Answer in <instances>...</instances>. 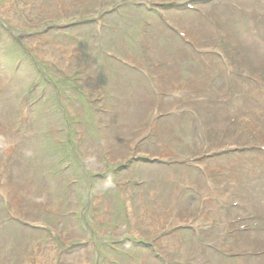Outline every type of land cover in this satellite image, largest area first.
I'll use <instances>...</instances> for the list:
<instances>
[{"label":"rangeland","instance_id":"obj_1","mask_svg":"<svg viewBox=\"0 0 264 264\" xmlns=\"http://www.w3.org/2000/svg\"><path fill=\"white\" fill-rule=\"evenodd\" d=\"M142 1L0 0V264H264V0Z\"/></svg>","mask_w":264,"mask_h":264},{"label":"bare ground","instance_id":"obj_2","mask_svg":"<svg viewBox=\"0 0 264 264\" xmlns=\"http://www.w3.org/2000/svg\"><path fill=\"white\" fill-rule=\"evenodd\" d=\"M189 37V36H188ZM190 39V38H189ZM191 40V39H190Z\"/></svg>","mask_w":264,"mask_h":264}]
</instances>
